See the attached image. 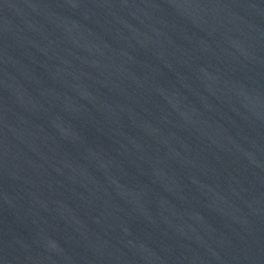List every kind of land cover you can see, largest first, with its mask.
<instances>
[{"label": "water", "instance_id": "1", "mask_svg": "<svg viewBox=\"0 0 264 264\" xmlns=\"http://www.w3.org/2000/svg\"><path fill=\"white\" fill-rule=\"evenodd\" d=\"M0 264H264V0H0Z\"/></svg>", "mask_w": 264, "mask_h": 264}]
</instances>
